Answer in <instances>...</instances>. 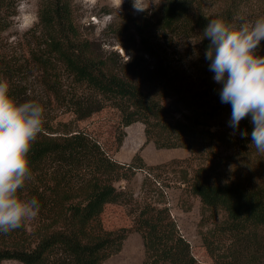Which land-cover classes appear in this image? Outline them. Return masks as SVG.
Here are the masks:
<instances>
[{"label": "trees", "instance_id": "trees-1", "mask_svg": "<svg viewBox=\"0 0 264 264\" xmlns=\"http://www.w3.org/2000/svg\"><path fill=\"white\" fill-rule=\"evenodd\" d=\"M14 1L0 0V79L9 82L12 95L20 102L38 101L29 98L21 84L28 64H15L1 49L5 28L1 14ZM228 1L224 8L206 12L202 0H166L155 24L167 40L194 36L200 40L211 18L239 25L237 17L244 1ZM38 17L26 35L28 59L44 88L45 100L38 102L45 109V122L30 153L34 180L24 195L35 196L41 210L20 229L0 234V264L6 259L24 264H101L121 251L133 230L143 240L142 264H202L165 202H133L132 190L115 184L129 182L139 169L157 175L154 171L160 166L147 164L139 153L130 162L114 159L77 121L113 105L121 113L122 126L142 122L145 142L152 141L157 148L183 147L198 157L214 159L221 147L249 146L251 136L240 135L245 130L250 133L249 119L243 120L240 133L232 139L212 129L219 123L214 111L221 107L216 99L222 86L214 81L205 59L210 41L200 40L202 57L192 66L197 69L195 77L169 58L170 43L160 44L157 36L153 42V32L144 25L136 26L143 54L124 60L82 35L73 0H41ZM145 55L153 61L148 62ZM52 105L74 117L53 124L54 116H49ZM124 134L119 131V145ZM181 181L201 201V223L207 228L200 233L215 261L262 264L264 184L242 177L201 179L198 174L190 177L188 171L181 174ZM108 203L133 204V226L106 228L102 213ZM223 239L228 240L225 246Z\"/></svg>", "mask_w": 264, "mask_h": 264}, {"label": "rangeland", "instance_id": "rangeland-1", "mask_svg": "<svg viewBox=\"0 0 264 264\" xmlns=\"http://www.w3.org/2000/svg\"><path fill=\"white\" fill-rule=\"evenodd\" d=\"M165 1L138 0V5L144 10L137 11L134 8L135 0H73V11L75 21L83 36L98 42L107 52L119 53L124 60L133 54L138 56L143 54L144 47L136 34V26L143 27L144 25L153 32V42L157 36L160 44L169 45L170 43L169 58L174 64L180 69H185L190 76L196 77L197 69L192 66L202 57L200 40L196 36L175 37L167 40L157 29L156 16ZM243 1L237 17L238 24L244 21L253 22L258 17L264 16V0ZM228 2V0H202V7L206 12H212L224 8ZM40 6L41 0H15L12 8L4 15L1 14V18L5 21V28L1 33L2 53L8 54L15 64H28L27 71L22 75L21 84L26 89L27 96L36 98L39 102L45 100L44 88L28 59L26 31L38 21ZM14 11L15 15H10ZM260 54L264 55V44L261 45ZM145 57L148 62L153 61L147 55ZM216 102L220 104L218 106H221L220 109L214 111L219 123L213 125L212 129L220 130L232 139L240 133L243 121L239 129L234 132L229 126L231 106L221 103L220 94ZM52 106L49 107V116H54L53 124H56L58 120H69L74 117L72 112L61 113L58 107ZM204 107L209 110L208 106L201 108ZM77 125L95 137L118 161L130 162L132 157L139 153L147 164L159 165L160 167L154 171L157 175H149L145 170L139 169L129 182L119 181L115 184L118 187L127 185L134 194L133 202L144 199L165 202L171 216L177 221L180 232L189 240L196 259L202 264H219L208 253L200 233L207 228L201 223V201L198 196L189 192L186 183L181 181V174L188 171L190 177L198 174L201 179L213 181L242 177L250 183L264 184V155L258 154L250 146L221 147L214 159L198 157L183 147L157 148L152 141L145 142L142 122L135 121L128 126H122L121 113L113 105H106L91 116L77 121ZM121 130H124L125 134L119 145L117 136ZM132 205L108 203L102 213L104 226L109 229L133 226L134 213L130 212ZM133 232L137 231L133 230L129 235ZM226 242L228 240L223 239L224 246ZM123 256L124 258L132 256L133 264H142L144 260L143 241L132 247L127 246L122 253L113 254L109 260L115 259L111 264H122L121 257ZM260 262L264 264V254L260 257ZM1 264L24 263L15 259H6Z\"/></svg>", "mask_w": 264, "mask_h": 264}, {"label": "clouds", "instance_id": "clouds-1", "mask_svg": "<svg viewBox=\"0 0 264 264\" xmlns=\"http://www.w3.org/2000/svg\"><path fill=\"white\" fill-rule=\"evenodd\" d=\"M137 11L144 10L134 2ZM207 18V17H206ZM210 43L205 51L209 71L222 87L220 100L231 106L229 126L235 132L241 121L253 126L241 137L251 136L250 148L264 155V16L233 25L211 18L202 32ZM45 109L35 100L20 102L11 85L0 79V234H8L34 220L41 204L24 195L34 180L30 153L44 132Z\"/></svg>", "mask_w": 264, "mask_h": 264}, {"label": "crops", "instance_id": "crops-1", "mask_svg": "<svg viewBox=\"0 0 264 264\" xmlns=\"http://www.w3.org/2000/svg\"><path fill=\"white\" fill-rule=\"evenodd\" d=\"M131 238H134L133 240H131ZM142 237H141V234H139L138 232H133V233H131L127 238H126V240H125V242H124V244H123V249L120 251L121 253H122V251H124L125 249H126V247L128 246V247H132L134 244H136L137 245V243H142V239H141ZM112 256V255H111ZM110 256V257H111ZM110 257H108L107 259H105L101 264H111V263H113V261L115 260L114 258V260H109V258ZM118 259V258H117ZM121 262H122V264H133V259H132V256H131V258H124V256L123 257H121ZM109 261V262H108Z\"/></svg>", "mask_w": 264, "mask_h": 264}]
</instances>
